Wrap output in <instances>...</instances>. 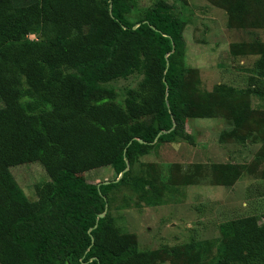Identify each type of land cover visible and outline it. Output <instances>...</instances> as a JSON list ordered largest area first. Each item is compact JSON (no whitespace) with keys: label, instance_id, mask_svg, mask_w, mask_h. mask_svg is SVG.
<instances>
[{"label":"trees","instance_id":"obj_1","mask_svg":"<svg viewBox=\"0 0 264 264\" xmlns=\"http://www.w3.org/2000/svg\"><path fill=\"white\" fill-rule=\"evenodd\" d=\"M135 2L0 0V264H153L114 224L109 196L127 183L146 188L148 180L130 169L119 178L153 144L192 140L186 42L169 0L142 15ZM258 66L264 71V52ZM136 73L142 81L122 99L110 84ZM252 91L264 98V82ZM235 119L241 125L246 118ZM37 163L57 185L46 214L11 171ZM102 168L117 179L84 177ZM230 172L239 178L235 167ZM222 175L228 183L230 174ZM220 228L217 264H264L263 218ZM196 244L187 264H201L191 253Z\"/></svg>","mask_w":264,"mask_h":264},{"label":"rangeland","instance_id":"obj_2","mask_svg":"<svg viewBox=\"0 0 264 264\" xmlns=\"http://www.w3.org/2000/svg\"><path fill=\"white\" fill-rule=\"evenodd\" d=\"M155 1L136 0L135 15ZM169 1L184 23L186 132L192 140L153 144L130 164L134 179L148 180L146 188L121 185L109 196L108 212L123 236L152 254L153 264H187L193 243L194 258L217 264L221 224L250 215L264 219V98L252 91L264 82L258 66L264 0ZM142 79L136 73L110 85L124 99ZM235 116L246 119L238 125ZM11 171L39 213H48L57 185L45 168L37 163ZM223 172L230 174L228 183ZM84 177L96 184L117 179L111 168Z\"/></svg>","mask_w":264,"mask_h":264},{"label":"water","instance_id":"obj_3","mask_svg":"<svg viewBox=\"0 0 264 264\" xmlns=\"http://www.w3.org/2000/svg\"><path fill=\"white\" fill-rule=\"evenodd\" d=\"M140 142H143V141L140 140ZM127 164H128V166H127L126 170L121 174L119 180L123 177L124 173L127 172V171L130 169L129 161L127 162ZM117 181H118V180H117ZM109 183H110V182H105V184H109ZM106 213H107V210H106V212H105L104 214H102L100 217L103 218V217L106 215Z\"/></svg>","mask_w":264,"mask_h":264}]
</instances>
